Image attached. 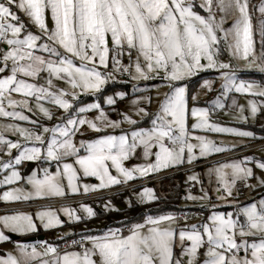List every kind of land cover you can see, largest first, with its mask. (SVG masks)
Here are the masks:
<instances>
[{
  "label": "snow or ice",
  "instance_id": "6c2138e0",
  "mask_svg": "<svg viewBox=\"0 0 264 264\" xmlns=\"http://www.w3.org/2000/svg\"><path fill=\"white\" fill-rule=\"evenodd\" d=\"M252 7L258 13L255 24L249 0H201L199 4L196 0H0V44L4 45L0 48V117L31 125L8 123L0 130V152L8 157L0 158V173H4L0 185L23 181L27 186L11 187L0 194V200L62 198L80 194L81 189L87 194L236 147L196 135V130L255 139L252 131L209 120L211 110L229 107L224 101L230 92L264 98V83L239 78L232 63L243 61L247 69L264 73V0ZM232 16V23L225 27ZM254 34L259 37L258 53ZM224 53L230 57L228 62L220 59ZM209 69L222 81L220 95L210 102L211 109L190 108V102L197 100L189 90L191 79ZM124 76L127 80L122 82L131 83L133 92L152 90L141 88V81L156 80L160 82L156 89H167L158 93L154 112L150 111L151 95L136 96L129 102V111H117V102L124 101L127 92L107 94L106 88ZM200 87L210 92L212 81L203 79ZM85 95L96 100L86 103ZM105 106L117 111L119 118H111ZM231 107L236 110L234 119L246 123L264 109V101L249 100L245 109L233 99ZM38 115L55 123L49 126L33 118ZM133 116L148 117L150 127L123 129L124 124H138ZM189 116L195 118L191 125ZM117 129L120 134H114ZM89 131L99 135L77 140ZM6 132L20 139H9ZM138 148L149 162L126 167L124 162ZM24 162L37 164L27 176L19 170ZM53 164L55 171L50 170ZM206 175L209 184L215 177L216 198L231 205L237 199V182L251 189L264 188V161L248 156L225 161L209 167ZM87 177L98 183L81 185L79 181ZM187 179L201 183L198 174ZM201 193H189L185 199H211L203 187ZM137 195L139 203L158 199L148 187ZM128 204L133 206V201ZM80 208L86 216L62 205L58 211L67 221L50 208L35 216L26 212L0 215V242L10 240L5 230L19 235L36 232V221L47 230L97 215L90 206ZM105 208L114 210L110 204ZM177 219L174 213L148 215L127 233L107 228L100 235L82 234L64 249L46 241L17 243L15 254L0 255V264H264V198L235 213L213 211L200 225L177 228Z\"/></svg>",
  "mask_w": 264,
  "mask_h": 264
},
{
  "label": "rangeland",
  "instance_id": "374dc122",
  "mask_svg": "<svg viewBox=\"0 0 264 264\" xmlns=\"http://www.w3.org/2000/svg\"><path fill=\"white\" fill-rule=\"evenodd\" d=\"M201 0H196V3L199 4ZM261 3V0H249L250 5V11H253L254 5H259ZM197 11L200 12V14L205 15L202 9L197 8ZM258 16V13L253 11V22L255 24L256 17ZM235 17H230L225 24V27L230 25L232 23V20ZM34 32L37 31L35 28L32 29ZM254 40L256 41V50L257 53L259 52V37L254 34ZM40 54V53H38ZM46 55V54H44ZM111 55V54H110ZM220 59L228 62L230 60V57L227 55V53H224L220 56ZM123 62H128V57L125 55L123 57ZM232 63L237 67L238 72L237 75L239 78L244 80H252L257 81L260 83H264V73H260L255 68L253 69H247L245 67V64L243 61H235L233 60ZM111 66V61H110ZM44 75V74H41ZM201 77V79L198 82H194L193 80L196 78ZM203 79H208L212 81V91H206L202 87H200V84L202 83ZM127 77H118V83L116 84H109L106 88L107 94H112L113 91H126L127 97L124 101H118L116 105V109L119 112H127L130 108V100L135 98L136 96L140 95H151L153 97V103L150 107V111L154 112L157 108V95L158 93L162 94L163 92L167 91L166 88L163 86L159 87V89H156L154 86L159 84V81L153 80V81H141L139 82V85L141 88H148L152 89L151 91H142V92H133L131 83L125 84L122 81H126ZM38 83H42L43 81H37ZM57 86L59 87H67L63 82H56ZM221 84L222 81L219 79V74L215 70H207L198 73L196 76L192 77L191 83H190V92L192 94H195L197 96V100L195 104L190 102L189 107H209L211 109V101L215 100L217 96L220 95L221 90ZM19 98V97H16ZM83 101L86 103H91L96 100V97L85 95L82 97ZM235 99L237 105H243L245 106V109H247L248 101L249 100H256L257 103H261L264 101V98L261 97H253L249 94H240L236 92H230L228 94V99L224 101L226 105L229 107H226L225 109H214L210 111L209 120L211 123L218 124L220 126L224 127H233L238 128L240 130H247L252 131L255 134V139L252 138H241L232 134L227 133H216V132H210V131H200L196 130V135H204L208 139H211L217 143L223 142L225 146L231 147L232 145H236L235 148H233L231 151L219 153V154H212L208 156L206 159L198 158L196 161H194L192 164H183L176 167H169L166 169H161L158 172L150 173L147 177L135 179L132 181H129L127 184L120 185V186H113L107 189H102L95 192H89L87 194L81 193L80 194H68L65 197H52V198H45V199H33L30 200L31 202H40V201H47V200H54V201H64V200H72L75 202H69L67 204H61L56 206H46V207H40L33 211L26 210V211H18V212H26L31 213L33 216H35V213L40 210L45 209H52L57 210V214L60 216L61 220L67 221V217L58 210L60 207L63 206H69L73 209L77 210V214L81 216H86V214L83 212V209L80 208V205H87L93 208V210L97 213L95 217L92 218H86L82 222H68L65 223L62 227H56L51 229H43L39 225V221H36L38 228L36 232L27 233L23 235H19L16 233H11L5 230V234L10 237V235L20 237L19 240L12 241L11 238L9 241L6 242H0V255H3L7 252H14L16 244L17 243H24V244H37V243H25L24 239H26L29 235H34L41 231V235L44 236V240H47L49 242H52L55 240L54 233L56 231H60L62 234H70L76 231L77 234H96L100 235L103 234L104 231L107 230V228H121L123 229L126 226H131L135 223H142L138 222L136 218L139 214H145L144 217L150 215V209L154 205V203L159 199V197H169L168 195H171L172 192H168L169 188H173V186L178 182L175 180L177 176H180L179 181L181 182V191H180V201L177 202L179 207L183 210H199L207 209L206 211H203L201 216H198L196 219H191L188 221H185L183 224H178L176 222L175 227L181 228L185 226H191L193 224L200 225L203 222L207 221V218L212 214L213 211L222 212L227 214L228 212L235 213L236 210L241 207L245 206L249 203L256 202L258 203L260 199L264 198V188L257 187L255 189L247 188L242 186L241 182H237L236 188L238 191H234V195L237 197L236 202L233 204H227L223 200H218L216 198V192L214 189L218 186L215 183V177H213V182L209 184V177L206 175V172L209 167L215 166L218 163H222L225 161H235V160H241L244 157H254L257 160L264 161V146H261L260 148L247 150L250 147H255L257 144L263 143L264 139H261V137H264V109H261L256 115L254 119L249 118V120L245 122H240L234 119V116L236 115V110L231 107V101ZM46 107H52L50 105L45 104ZM105 108L108 110L109 115L113 119L119 118L117 116V111H113L111 109H108L107 106ZM53 111L56 112V115H60V112L53 108ZM28 115H31V113H25ZM247 114V111H246ZM91 116V114H89ZM34 119L41 120L44 124L51 126V124L55 123V120L53 121H47L44 120L42 116H35ZM133 119H136L138 121V124L135 126H129L127 124L122 125V128L125 130H132L133 127L139 128V127H150V121L148 117H137L133 116ZM195 122V118H192L189 116V125ZM8 123H21L22 126L25 127H31V125L25 123V122H18L10 120L9 118L0 117V130H2V126L4 124ZM256 129H259L261 131H258ZM111 131V130H109ZM121 129L115 130L114 134H120ZM97 133L94 132H86L83 137L77 136V140L79 139H89V138H96ZM5 136L12 140H18L20 139L18 136L13 135L11 132H6ZM195 143V141H192ZM247 147V148H246ZM156 151V149H154ZM198 151V150H197ZM16 150L13 149V155H16ZM0 158L3 160H7L8 157L4 155L2 152H0ZM151 160H154V157L151 158ZM68 162H72L71 159L68 160ZM149 161H146L143 156L141 149H137L136 154H134L132 157H130L127 161L124 162L126 167H132L133 165L138 164H146ZM44 167H48V165H43ZM249 167L254 168V172L256 175H262L261 171L258 168H255L253 164H248ZM37 167L36 163L33 162H24L21 166H19V170L23 176H27L30 174V171L32 169H35ZM51 171H55V164L51 165L50 167ZM113 174H115L113 170ZM164 175L161 179L156 181H150L151 178L154 176H160ZM191 174H198L199 179L201 181L200 184H197L195 182L188 181L187 177ZM4 173H0V179L3 178ZM42 176V172L40 173ZM174 179V180H173ZM144 181H148L147 184L143 183ZM173 181V182H172ZM81 185L83 184H96L98 181L94 177H87L83 178L79 181ZM250 183L255 184V180H251ZM16 186H24V182L21 181L17 185H0V194H2L4 191L10 189L11 187ZM152 188L155 192V195L158 197L157 200L152 202H146V203H139L138 202V193L144 188ZM201 187H203L206 191H208L209 196L211 197L210 200H190L185 199L186 195L189 193L194 196H200L201 193ZM172 198V197H171ZM133 201V206H129L128 201ZM30 201H24V202H30ZM1 203L4 204H11L16 202H4L3 200H0ZM106 204H110L112 206V209L109 210L105 208ZM213 204L216 205L215 208H213ZM180 212V213H182ZM15 212L11 213H5V214H13ZM171 213V212H169ZM173 213V212H172ZM2 214V215H5ZM152 215V214H151ZM154 216V215H153ZM177 216V215H176ZM241 220L243 218L241 217ZM128 224V225H124ZM124 225V226H123ZM239 237H237V240L239 242ZM185 243H188L187 241ZM53 244V243H51ZM42 250V249H41ZM176 251H179V248L176 249ZM201 252H203V249H201Z\"/></svg>",
  "mask_w": 264,
  "mask_h": 264
},
{
  "label": "built area",
  "instance_id": "2783aa9c",
  "mask_svg": "<svg viewBox=\"0 0 264 264\" xmlns=\"http://www.w3.org/2000/svg\"><path fill=\"white\" fill-rule=\"evenodd\" d=\"M2 47H4V45L0 44V48H2ZM261 146H264V142L260 143V144H257L253 148L250 147L247 150L260 148ZM163 176L164 175L162 174L160 176L153 177V178L150 179V181L159 180ZM147 182L148 181H144L143 183L147 184ZM75 201H72V200H64V201L47 200V201H40V202H33L32 201V202H21V203H13V204H0V215L1 214H5V213H11V212L32 210V209H37V208L46 207V206H56V205H61V204H67L69 202H75ZM206 210L207 209H202L201 211H199V210H189V209L183 210L182 213H179L177 215V217H178L177 223L178 224H183L185 221H188V220H191V219H196L198 216H201L203 211H206ZM185 216H187V219L184 218ZM129 227L130 226H126L122 230L125 233H127V230H128ZM54 237H55V240H53L52 242H49L47 240V242L48 243H54V244L58 245L60 249H64L66 247L70 248L71 240H73V239L79 240L80 239V237H77V236H72L71 237L69 234H67V235L62 234L60 231H56L54 233ZM37 242H39V241L32 242V243H37Z\"/></svg>",
  "mask_w": 264,
  "mask_h": 264
},
{
  "label": "trees",
  "instance_id": "16d2710c",
  "mask_svg": "<svg viewBox=\"0 0 264 264\" xmlns=\"http://www.w3.org/2000/svg\"><path fill=\"white\" fill-rule=\"evenodd\" d=\"M200 79H201V77L196 78L193 81L198 82ZM256 130L261 131L259 129H256ZM263 135H264V133H263ZM180 176H177V178L175 179L178 182L173 186V188L172 189L169 188L168 192H172V194L168 195L169 197H159V199L151 207V209L149 211L150 215L152 214L155 216V215L165 214V213H169V212H171V213L173 212L175 215H178L180 212H182V208L179 207V205L177 204V202H179L180 198H181V195L179 194L181 191V182L179 181ZM144 216H145V214H139L136 216L135 219H137L138 222H142L145 218ZM124 225H128V224H124ZM69 235L71 237L72 236H77V237L81 236L80 234H77L76 231H74L73 233H70ZM35 237H38V235Z\"/></svg>",
  "mask_w": 264,
  "mask_h": 264
},
{
  "label": "crops",
  "instance_id": "0c3cea01",
  "mask_svg": "<svg viewBox=\"0 0 264 264\" xmlns=\"http://www.w3.org/2000/svg\"><path fill=\"white\" fill-rule=\"evenodd\" d=\"M10 119V118H9ZM247 148V147H246ZM154 177H156V176H154ZM31 202V201H30ZM16 203H21V202H16ZM0 204H4V203H1L0 202ZM11 204H13V203H11ZM33 210H35V209H32L31 211H33ZM2 215V214H1ZM42 233H41V231H39L38 233H36V234H32V235H29L26 239H28V238H32V237H35V236H43V235H41ZM44 237V236H43ZM10 238H11V240L12 241H15V240H19L20 239V237H16V236H13V235H10ZM26 239H24V242H25V240ZM54 244V243H53ZM54 245H56V244H54Z\"/></svg>",
  "mask_w": 264,
  "mask_h": 264
},
{
  "label": "water",
  "instance_id": "95a60500",
  "mask_svg": "<svg viewBox=\"0 0 264 264\" xmlns=\"http://www.w3.org/2000/svg\"><path fill=\"white\" fill-rule=\"evenodd\" d=\"M43 239H44L43 236L32 237V238L26 239L25 243H32V242H36V241H42Z\"/></svg>",
  "mask_w": 264,
  "mask_h": 264
}]
</instances>
